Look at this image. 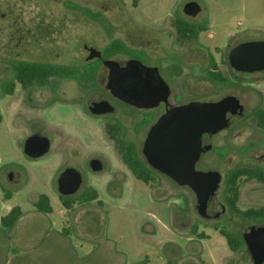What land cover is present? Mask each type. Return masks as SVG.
Returning <instances> with one entry per match:
<instances>
[{
  "label": "flooded vegetation",
  "instance_id": "1",
  "mask_svg": "<svg viewBox=\"0 0 264 264\" xmlns=\"http://www.w3.org/2000/svg\"><path fill=\"white\" fill-rule=\"evenodd\" d=\"M7 1L21 22L29 26L16 30L18 38L4 48L8 54L4 57L5 72L0 75V93L13 95L17 90L12 120L21 118L30 129L25 138L33 133L47 136L49 149L45 154L53 152L63 158L55 180L58 195L59 174L74 167L81 182L73 193L60 195L73 198L89 189L98 193L87 183L88 177L95 175L94 181L110 194L127 191L138 185L136 182L151 192L158 187L160 192L180 188L188 206L203 220L233 227L237 221L249 219L241 230L242 238L249 226L264 225V218H243L233 209L264 208V67L239 69L229 60L233 46L251 40L244 30L228 31L223 44L217 43L218 34L207 27L212 19L201 15L199 5L192 0L163 13L165 16L148 27L146 34L128 26L125 15H132V11L124 0H32L28 6L24 0ZM138 3L131 0V7L136 8ZM102 21L109 24L108 29ZM113 45L116 48L111 50ZM109 59L119 66L135 59L152 68L148 75L150 104L130 103L111 92L107 87L109 66L105 62ZM19 62L53 68L47 70L50 74L46 84L18 80L15 64ZM4 83L9 92L3 91ZM226 96L229 102L224 110V125L200 135L194 168L218 174L216 188L200 212L190 186L179 184L152 166L143 153V143L149 130L171 107L216 102ZM58 97L69 98L77 115L92 118L108 142L93 145L74 128L65 133L52 120L42 118L40 113L52 107ZM98 101H106L108 109L94 112L92 106ZM107 128L115 132V138L108 135ZM92 159L98 160V169L91 165ZM238 170L240 174L234 176ZM12 176V172L8 173L10 182L15 181ZM231 179L237 185L235 207L228 201ZM256 190L260 193L258 198L252 195ZM242 193L247 197L244 208L239 207ZM77 205L68 209L62 206L68 218ZM23 215L10 225L0 220V227L7 230V241L32 254L36 250L33 243L42 242L45 236H41V231L33 237L26 236V229L24 234L16 232ZM67 221L69 226L62 238L72 229L71 219ZM240 250L249 254L246 245ZM1 252L0 264H9L11 260Z\"/></svg>",
  "mask_w": 264,
  "mask_h": 264
},
{
  "label": "rangeland",
  "instance_id": "2",
  "mask_svg": "<svg viewBox=\"0 0 264 264\" xmlns=\"http://www.w3.org/2000/svg\"><path fill=\"white\" fill-rule=\"evenodd\" d=\"M124 1L132 11V15H125L128 26L146 34L148 27L165 16L163 13L180 7L186 0H138L136 8L131 7V0ZM192 1L199 5L201 15L212 19L207 27L218 34L217 43L223 44L226 32L237 29L244 30L249 39H264V0ZM24 4L32 5V0H24ZM17 14L7 0H0V75L5 72L4 57L8 54L4 48L18 38L19 28L29 26ZM102 23L108 29L109 24ZM1 87L5 90L8 85L4 83ZM16 92L0 93V218L18 205L24 215L15 231L24 234L22 231L26 229V236L41 234L45 238L33 243L36 250L30 254L7 241V230L0 227V251L11 260L9 264H253L246 251H241V247L232 250L225 236L219 233L220 228L229 229L239 244L241 230L249 219L237 221L233 227L203 220L188 206L180 188L160 192L158 187L151 192L136 182L138 185L127 191L106 193L94 181L95 175L88 177L87 183L98 189L100 205L96 200L77 205L69 215L72 229L62 238L69 218L60 203L55 180L63 158L53 152L38 158L24 154L22 143L30 129L22 124L21 118L12 120ZM40 116L52 120L65 133L74 128L93 145L108 142L92 118L77 115L69 98L58 97ZM10 172L15 178L13 182L7 179ZM40 193L49 196L51 212H41L33 204ZM259 194V190L252 192L255 198ZM245 196L240 195L241 208L246 206ZM194 226L207 237L192 233ZM47 230L49 234H45Z\"/></svg>",
  "mask_w": 264,
  "mask_h": 264
},
{
  "label": "water",
  "instance_id": "3",
  "mask_svg": "<svg viewBox=\"0 0 264 264\" xmlns=\"http://www.w3.org/2000/svg\"><path fill=\"white\" fill-rule=\"evenodd\" d=\"M229 60L239 69L263 68L264 39H251L233 46L229 51ZM105 62L109 66L107 87L114 95L137 105L146 106L152 102L148 78L152 68L135 59H129L124 66H119L115 60ZM228 102L229 97L226 96L216 102H189L171 107L149 130L143 143V153L152 166L179 184L190 186L200 212L218 181L217 172L194 168L200 135L205 130H216L224 125V110ZM108 106L106 101H98L94 102L92 110L102 112ZM22 147L23 152L31 157L41 156L49 149V139L33 133L24 139ZM91 165L98 169V160L92 159ZM57 182L59 193L67 195L78 188L81 176L74 167H67L61 171ZM242 236L253 264H261L264 261V225L253 224L244 230Z\"/></svg>",
  "mask_w": 264,
  "mask_h": 264
},
{
  "label": "trees",
  "instance_id": "4",
  "mask_svg": "<svg viewBox=\"0 0 264 264\" xmlns=\"http://www.w3.org/2000/svg\"><path fill=\"white\" fill-rule=\"evenodd\" d=\"M116 47L111 46V50H114ZM53 68H50L48 66L45 65H36V64H29V63H25V62H19L17 64H15V72H16V77L18 78V80L22 81L23 83L25 82L24 80H32L34 82H36L37 84H46V77L50 74L49 71ZM4 92H9V89L6 88L5 90L3 89ZM108 135L111 138H115V132L110 131L108 128L106 129ZM241 170H238L235 172L236 176L237 174H240ZM147 180V179H145ZM236 180L235 179H231L230 183H229V195H228V201L230 202V204L232 205V207H235V199L237 196V185H236ZM232 193V194H230ZM10 195L9 192L6 193V197H8ZM59 200L62 204L63 207H65L66 209L70 208L73 204H78V205H82L85 203H89L92 200H96V202L100 205L101 201L99 199H97V191L95 190H87L85 193H83L80 196H76L73 198L67 197V196H63V195H58ZM36 207L37 210L41 211V212H51L52 211V205L50 202V198L47 194L45 193H40L38 194L37 198L34 200L33 203ZM235 212H237L241 217L245 218H254V217H258V218H264V208L262 209H258V208H248L246 210H240L238 208H233ZM23 212L21 210V208L18 205H14L13 207H11L4 215L1 216L0 220L4 221V223L6 224H12L20 215H22ZM220 233L225 236L226 241L228 246L232 249L235 250L238 247H245V243L243 241V238H241V242L238 244L237 242H235V240L232 238V236L230 235V233L223 229L220 228L219 229ZM192 233L196 234L198 237H207L206 233L204 231H197V227L194 226V228L192 229ZM241 244V245H240Z\"/></svg>",
  "mask_w": 264,
  "mask_h": 264
}]
</instances>
